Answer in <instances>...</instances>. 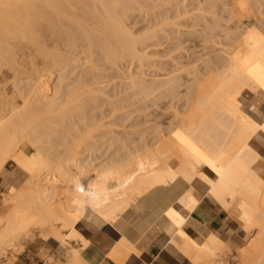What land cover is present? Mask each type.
I'll use <instances>...</instances> for the list:
<instances>
[{
	"label": "bare ground",
	"instance_id": "6f19581e",
	"mask_svg": "<svg viewBox=\"0 0 264 264\" xmlns=\"http://www.w3.org/2000/svg\"><path fill=\"white\" fill-rule=\"evenodd\" d=\"M220 1L199 15L180 0H0V257L38 234L77 242L63 264H88L81 251L108 227L117 264L154 230L187 264H264V0ZM170 6L186 21L155 12L144 33L128 26L134 9ZM208 42L224 48L201 54ZM156 54L174 59L165 73L114 76L136 89L101 94L105 62ZM203 198L240 236L188 231Z\"/></svg>",
	"mask_w": 264,
	"mask_h": 264
},
{
	"label": "rangeland",
	"instance_id": "374dc122",
	"mask_svg": "<svg viewBox=\"0 0 264 264\" xmlns=\"http://www.w3.org/2000/svg\"><path fill=\"white\" fill-rule=\"evenodd\" d=\"M216 1H218V3H219V1L220 0H216ZM203 2V0H185V1H183V0H180V2H179V6L180 7H184L185 9H188L189 10V12H191V11H193L192 10V8L194 7V6H198V9L199 10H194L195 12H193L194 14H199V13H201V12H203V11H201L200 9L201 8H205V6H206V3L205 2H203V3H205V4H201ZM220 2H222V0L220 1ZM201 4V5H200ZM220 5V4H219ZM178 6V7H179ZM173 6H170L169 7V11H167L168 9H165V8H160V10H157V9H155V11H154V13L152 12L153 11V9H152V11H150L148 8L146 9L145 7V10L143 11V7H140V8H142V9H139V8H137L136 10V12H135V9H134V12L132 13L131 12V16H132V18L130 17V19H129V23H128V26L129 27H131V29H132V31L135 33V34H139V32L140 33H144L143 31L145 30L146 31V29H148L147 27H150L153 23H154V20H155V17H156V15H158V13H160L161 15L162 14H164V15H170V14H173V12L175 11V7L176 6H174L173 8H172ZM138 9H139V12H138ZM181 9V8H180ZM183 9V8H182ZM191 9V10H190ZM140 10H142V11H140ZM160 11V12H159ZM157 14H156V13ZM162 12V13H161ZM167 14H166V13ZM207 12V11H206ZM156 14V15H155ZM203 14H205V13H202L201 15H203ZM207 14H209V12L207 13ZM211 14V13H210ZM210 14L209 15H207L208 17L210 16ZM153 15V16H152ZM200 15V14H199ZM212 15V14H211ZM171 16V15H170ZM205 16H206V14H205ZM213 16V15H212ZM212 16H210V18L207 20V18H205V22H207V21H211V17ZM174 17H175V12H174V14L172 15V17H171V19L172 20H174L175 22H181L182 20H184V21H186L185 19H187L186 17H185V19H184V17H180V18H177V19H174ZM188 17V16H187ZM193 17V16H192ZM191 17V18H192ZM128 19V18H127ZM153 19V20H152ZM187 21H190V20H187ZM153 22V23H152ZM183 22V21H182ZM222 24L224 23V22H222V21H220ZM131 23V24H130ZM151 24V25H150ZM224 24H228V23H224ZM223 24V25H224ZM197 27V26H196ZM196 27H185L184 25H182V24H180V25H177V24H171V25H169L168 26V28H169V31H170V29H175V30H172V31H170V32H176V30L178 29L179 30V32H178V30H177V36H179L178 34H181V35H183L181 32H183V30H185V32H184V35L186 34V32H188L189 30H199V29H197ZM167 28V29H168ZM198 28H200V26L198 27ZM201 29V28H200ZM143 30V31H142ZM181 30V31H180ZM187 30V31H186ZM190 32V31H189ZM165 34V33H164ZM168 34V33H167ZM175 35V33H172L171 35H170V37L173 39V36ZM176 37V36H175ZM148 42V41H147ZM151 42V41H150ZM149 43V42H148ZM140 44H142V43H138L137 45H138V47L139 48H142V49H140V51H142V52H146L147 54H151L152 55V53L154 52V51H158V50H162L163 48H164V44L163 45H159V46H149V47H147L146 46V44H145V46L143 45H141V47H140ZM203 45H204V43H203ZM205 45H206V48L205 49H201V54H203V53H205V52H213V51H217V50H219L220 48H224V46L223 45H220V44H214V42H208V43H205ZM174 53H172L171 55L172 56H174L173 55ZM82 54H80L79 55V57H80V61H81V59H83L82 58ZM150 56V55H149ZM127 60H129V59H127ZM173 60L174 59H171L170 58V56H168V55H160V54H156V55H154V57L152 58V60H148V64L146 63V65H144V66H140L139 64H141V63H139L138 64V62L137 63H135V61H132L131 62V60H129V61H126V63H124V62H120L119 63V67L118 66H116L115 65V67H110L111 66V64H109V62H108V64L110 65V66H108L107 65V63L105 62V66L104 67H100V69L102 68V70H101V73H102V78H101V80H100V87H103V88H101L102 90L100 91L101 92V94H103L104 92H110V93H117V97H120V96H126V95H129V94H131V92H133L136 88H127L126 86H125V84L124 83H119V84H117L116 82H113L112 80H113V77L114 76H119V77H121V78H127V79H129V77L131 76V75H137V76H139L140 78H141V80H149L150 79V77H157V76H159L160 74H163V73H165L166 71L165 70H163V69H161L160 68V65L161 64H164V65H166V66H168V64H170L171 63V61L173 62ZM83 61V60H82ZM124 61V60H123ZM128 62H131V63H128ZM122 63V64H121ZM144 63V62H143ZM143 63H142V65H143ZM144 63V64H145ZM152 64V65H151ZM84 67V68H83ZM77 69H79V70H86L87 68H85V64H82V65H80V67H78ZM78 70V71H79ZM58 74L56 73V74H53L51 77H50V80H52L51 82H53V83H55V81H58V78L56 79V76H57ZM134 75V76H135ZM184 76H185V74H183ZM58 77V76H57ZM187 79H189V75L188 76H185ZM190 79H191V77H190ZM117 81V80H116ZM189 83H191V82H189ZM188 83V84H189ZM116 85V86H115ZM248 93H249V95H247V96H249V98H250V94H251V97H252V95H253V93H254V91L251 89V88H247V90H246ZM177 99V98H176ZM176 99H174V101H176ZM184 101V99L183 100H180V101H176L177 102V104H176V106H181ZM163 103H164V101L163 100H161L160 101V105H163ZM151 108V109H150ZM155 108V106H152L151 105V107H149V110H152V109H154ZM172 111H173V109L172 108H168V109H165V110H163V112H165V113H167L169 116L171 115V113H172ZM162 120H164V118L162 119ZM5 190L4 189H0V194L1 195H4L5 194ZM1 214H4L3 212H0ZM100 229H102L103 231H106V232H109L110 234H111V236H112V238H113V240L115 239V237H114V235H112V233H111V231H110V229L108 228V227H103V228H100ZM99 230V229H98ZM97 230V231H98ZM157 232H159L158 230H154L153 232H152V236H151V238L157 233ZM236 234H238L239 235V232H237V230H236V232H234V233H229V240H231V239H233V237L234 236H236ZM34 236V237H33ZM32 236V238L31 239H28L27 241H24L22 244H24V247L23 248H18L17 250H15V252L14 253H12V252H9L7 255H5L4 257H0V262H4V263H6V264H11V263H14L20 256H22V255H24V254H26L27 252H39V253H44V255L47 257V260H44V263L45 264H63V262H64V260L66 259V257L65 256H63V254H62V251L60 252V250H62V248H63V253L66 255V254H69L70 253V250H72L73 248H76L77 247V242H75V241H69V242H65V243H58V242H56V238L55 237H49V238H46V239H44V238H42V237H40L38 234H35V235H33ZM240 236V235H239ZM150 238V239H151ZM222 238V237H221ZM149 239V240H150ZM223 239V238H222ZM224 241H226L225 239H223ZM226 243H227V241H226ZM246 243V241L245 242H241V244H243V246H245L244 244ZM61 245V246H60ZM72 246V247H71ZM75 246V247H74ZM66 248V249H65ZM68 248V249H67ZM22 249V250H21ZM44 249V250H43ZM21 250V251H20ZM68 250V251H67ZM16 251H17V253H16Z\"/></svg>",
	"mask_w": 264,
	"mask_h": 264
},
{
	"label": "crops",
	"instance_id": "0c3cea01",
	"mask_svg": "<svg viewBox=\"0 0 264 264\" xmlns=\"http://www.w3.org/2000/svg\"><path fill=\"white\" fill-rule=\"evenodd\" d=\"M200 205L197 208L198 211L195 210L189 218L188 231L194 234L199 228L204 233L214 232L229 242V233H234L235 228L227 213L209 198H203ZM96 239L95 242L81 251L85 261L88 264H117L106 255V250L114 241L111 234L99 229L96 232ZM168 243L169 235L165 231L157 232L147 242L140 255H131L122 264H187L185 257L171 249L172 247ZM44 260H47L44 253L27 252L11 264H45ZM0 264L6 263L0 262Z\"/></svg>",
	"mask_w": 264,
	"mask_h": 264
}]
</instances>
